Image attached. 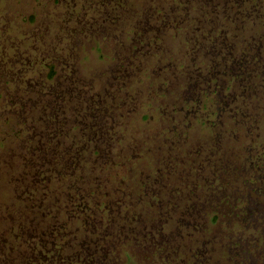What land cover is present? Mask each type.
I'll list each match as a JSON object with an SVG mask.
<instances>
[{"label": "rangeland", "instance_id": "374dc122", "mask_svg": "<svg viewBox=\"0 0 264 264\" xmlns=\"http://www.w3.org/2000/svg\"><path fill=\"white\" fill-rule=\"evenodd\" d=\"M157 1L0 0L11 264L19 252L30 264H264V0H233L245 16L232 30L216 16L223 0H178L181 24L152 15L138 43L130 29ZM208 11L212 23L197 24ZM209 27L236 36L243 73ZM78 149L74 167L50 161ZM29 244L45 258L33 261Z\"/></svg>", "mask_w": 264, "mask_h": 264}, {"label": "trees", "instance_id": "16d2710c", "mask_svg": "<svg viewBox=\"0 0 264 264\" xmlns=\"http://www.w3.org/2000/svg\"><path fill=\"white\" fill-rule=\"evenodd\" d=\"M160 1L161 0L157 1V3L155 5L152 2L149 5L148 8L140 11V14L138 15V18L139 17H141V18L138 19L139 22H137L136 28L135 29H133V28L130 29L132 32L134 31L133 33L136 36H138V39H139L138 43H140V40L144 39L145 37H148L149 35H147V34H149V32L151 30H153V27L150 26V24H149L152 15H154L159 20L162 19L161 21L163 23L166 21V25L168 24V26L173 24L172 22H174L176 19L178 21V25L181 24L183 19H185L186 15H187L186 12L184 13V11H186V9H187L186 6H185L186 3H180L178 0H172L169 3L166 11H161V9H160L161 5H159ZM208 1H211V0H203L204 4L206 6L209 5ZM237 1H239V0H237ZM143 2H144V0H143ZM232 2H233V0H225V3H224V0H223L222 4L216 5V9H217L216 10V12H217L216 16L219 15V23H221V25H222L221 27H223L225 25V28H229L230 27L229 28L230 30L239 28L238 25H236L235 23H238V21L240 22V20L242 22V18L240 19V17H238V16H241V15H239L240 14V10H239V8H235L234 9L232 4H231ZM214 7H210L211 11H214ZM218 9H220V11H218ZM148 11H151V14L147 13ZM210 12L208 11V13H202L201 15H199V17L196 20V23L200 24L201 21H203V20H204V22L206 24H208V22L212 23V18H208L207 17L208 14L209 15L211 14ZM220 15H222V16H220ZM244 16L245 15H242L241 17L244 18ZM230 23H232L234 25V27H233L232 24H231V26H229L228 24H230ZM160 25H165V24H160ZM176 25L177 24H173V27H175ZM204 25L205 24L203 23V25H201V26H204ZM221 27H220V29H218L216 31H214V28L209 27L208 29H206V31H209L210 35L212 34V31L215 32V34L213 35V40L218 38L219 41H221V43H220L221 46L219 48L221 50L223 49V51H224V53H222L221 59L223 57H224V59H227V58H225L226 56L227 57H231L233 55V50H234L233 42L236 39L235 38L236 36H231V37L227 36L226 35L227 34V30H225V29L223 30V28H221ZM244 51L240 52V54H238L237 57L236 56H232L231 58H229L230 59L229 62L232 63L231 65L229 64V66H228L229 71H233L234 72V69H236L238 72L240 70H242V73L244 72L243 65H244V62L247 59L245 57V56H247V54H245ZM205 55H207L209 59H212V58H215V57L217 58V55H220V51H216L215 46L212 45V46L208 47L207 51L205 52ZM54 76H55V73L50 68L48 79L52 80ZM237 77H238L237 75L234 76L235 79ZM250 87L251 86H249L248 89ZM250 90H252V89L250 88ZM232 95H233V93H232ZM47 110H48V108L46 106L42 107V110H40V113H39V116L37 117V119L38 120H42V119H44L46 117L49 118L51 113H50V111L47 112ZM53 121H54V119H53ZM77 125H80V124H77ZM89 127H93L94 128L95 127V122H93L92 125H90ZM79 151H80V149L75 150L74 152L70 153L68 158H66L65 156H63V157H65V158H63L58 153L49 152V156L51 158L50 161H53V162L56 161V160H58L60 162L69 161V163L73 164V167H74V160L72 162L70 160V158L75 159L76 157H80L81 152H79ZM40 153L42 154V152H40ZM42 156L44 157L43 154H42ZM47 156H48V153H47ZM43 157L40 158V159L43 160ZM28 158H30V157H28ZM38 164H40V163L38 162ZM62 165H67V163L62 164ZM40 172H41V170H39V173ZM34 176L36 177L35 174H34ZM78 179H79V177H78ZM15 218H16V215H13V214H10V215H7V216H2L0 214V222L7 220V221H10V222H12L14 224L15 223ZM211 219H212L211 221H213V222L215 221L214 217H212ZM21 234H22V232H21ZM29 235H31L33 237H37L35 234H29ZM29 235H26L27 238H29ZM54 237L55 236H53V238ZM53 240L56 241V239H53ZM5 241L6 240H4L2 238V236H0V264H11L12 263V259L9 257V254H8V252L10 250L7 249L8 247L6 246ZM28 242L29 241L26 242V245L28 244ZM29 245H31V244H29ZM237 245L241 246V247L242 246L243 247L246 246L245 244H243L241 239H237ZM29 248H30V252H29L28 256L33 261H37L38 262V261H41V260H43L45 258V257L41 256L40 252L38 253V251L35 250L36 249L35 246L31 245ZM55 249H53V250L45 249V250L47 251V253L50 256H54L55 255V253H54ZM19 254H20L19 256L21 257V260H20V262L18 264H30V263L26 262L25 259H23V255H21L20 252H19ZM49 259H50V257H49Z\"/></svg>", "mask_w": 264, "mask_h": 264}]
</instances>
